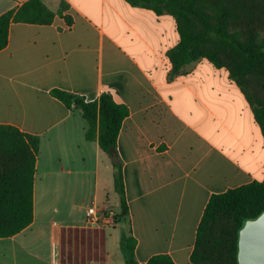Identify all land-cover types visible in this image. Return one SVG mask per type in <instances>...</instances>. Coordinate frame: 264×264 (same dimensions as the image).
I'll use <instances>...</instances> for the list:
<instances>
[{
  "label": "crops",
  "instance_id": "crops-1",
  "mask_svg": "<svg viewBox=\"0 0 264 264\" xmlns=\"http://www.w3.org/2000/svg\"><path fill=\"white\" fill-rule=\"evenodd\" d=\"M30 1L0 0V15ZM39 2L37 20L10 22L0 50V125L39 138L33 220L0 238V264H74L64 232L89 207L118 206L109 157L85 139L81 112L54 98L55 89L87 102L108 93L127 108L116 146L128 218L117 227L135 239L138 264L160 254L191 264L210 196L264 179V135L249 103L207 59L174 71L169 52L179 34L170 15L126 0ZM100 247L98 262L79 264H108L104 234Z\"/></svg>",
  "mask_w": 264,
  "mask_h": 264
},
{
  "label": "trees",
  "instance_id": "trees-1",
  "mask_svg": "<svg viewBox=\"0 0 264 264\" xmlns=\"http://www.w3.org/2000/svg\"><path fill=\"white\" fill-rule=\"evenodd\" d=\"M133 6L170 15L179 43L169 52L174 71L204 58L224 68L249 103L264 135V0H126ZM26 9L0 15V50L8 41L10 22H34L43 9L39 0ZM50 94L67 107L79 110L86 122L84 137L96 141L108 155L113 170V189L118 198L113 219L127 224L121 160L116 141L127 108L108 93L87 102L82 97L52 90ZM39 138L0 125V238L18 234L33 220V176ZM264 211V179L210 196L198 224L190 254L191 264H238V233L244 222ZM135 239L122 235L119 246L125 264L134 259ZM144 264H174L167 255H154Z\"/></svg>",
  "mask_w": 264,
  "mask_h": 264
},
{
  "label": "rangeland",
  "instance_id": "rangeland-1",
  "mask_svg": "<svg viewBox=\"0 0 264 264\" xmlns=\"http://www.w3.org/2000/svg\"><path fill=\"white\" fill-rule=\"evenodd\" d=\"M80 206L81 208L86 207L85 203L80 204ZM48 218V220H50V217ZM83 218L84 211L81 213L80 219L75 220L73 223L78 226L64 232L65 256L68 257L70 262L74 264H79L84 259H90L98 262L103 255L100 246L102 244V236L104 234L107 252H109L111 256L108 260V264H118L120 259L122 260L124 253L119 246L122 233L117 227L118 223H116L113 219V212L112 222L108 224L99 223L98 225L90 226L85 223ZM102 231L104 232L103 234L101 233Z\"/></svg>",
  "mask_w": 264,
  "mask_h": 264
},
{
  "label": "water",
  "instance_id": "water-1",
  "mask_svg": "<svg viewBox=\"0 0 264 264\" xmlns=\"http://www.w3.org/2000/svg\"><path fill=\"white\" fill-rule=\"evenodd\" d=\"M238 264H264V211L244 222L238 233Z\"/></svg>",
  "mask_w": 264,
  "mask_h": 264
},
{
  "label": "built area",
  "instance_id": "built-area-1",
  "mask_svg": "<svg viewBox=\"0 0 264 264\" xmlns=\"http://www.w3.org/2000/svg\"><path fill=\"white\" fill-rule=\"evenodd\" d=\"M84 220L85 223L90 226H95L99 223L108 224L112 222V212L101 211L95 207H89L85 211Z\"/></svg>",
  "mask_w": 264,
  "mask_h": 264
}]
</instances>
